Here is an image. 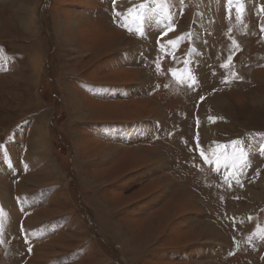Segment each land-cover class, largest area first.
Wrapping results in <instances>:
<instances>
[{"label":"rangeland","instance_id":"374dc122","mask_svg":"<svg viewBox=\"0 0 264 264\" xmlns=\"http://www.w3.org/2000/svg\"><path fill=\"white\" fill-rule=\"evenodd\" d=\"M0 264H264V0H0Z\"/></svg>","mask_w":264,"mask_h":264},{"label":"bare ground","instance_id":"6f19581e","mask_svg":"<svg viewBox=\"0 0 264 264\" xmlns=\"http://www.w3.org/2000/svg\"><path fill=\"white\" fill-rule=\"evenodd\" d=\"M203 6V5H202ZM30 8V7H29ZM200 9V8H199ZM28 11V10H27ZM31 11V10H30ZM25 12V11H24ZM26 13V12H25ZM28 13V12H27ZM27 13H26V15H27ZM31 16H32V13H30L29 12V14H28V17H29V19L31 18ZM205 16H203V18H204ZM30 20H32V18L30 19ZM29 20V21H30ZM202 20V19H201ZM204 21V20H203ZM202 26H203V24H202ZM201 25H200V27H202ZM242 34V33H241ZM199 35H197V37H198ZM203 36V35H202ZM200 37V36H199ZM202 46V45H201ZM141 47V46H140ZM219 100V99H218ZM219 102V101H218ZM222 102V101H221ZM215 104V103H214ZM220 105V104H219ZM215 108V107H214ZM76 114V113H75ZM41 128V127H40ZM42 131L40 130V129H37V133H39V137L37 138L38 139V142L36 143V144H39L42 148L44 147V145H46V141H45V138L43 137V134L41 133ZM205 133V132H204ZM208 142V141H207ZM46 148V147H45ZM219 231V230H218ZM124 238V237H123ZM261 253V252H260Z\"/></svg>","mask_w":264,"mask_h":264}]
</instances>
